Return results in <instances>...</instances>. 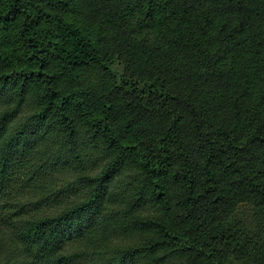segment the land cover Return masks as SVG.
<instances>
[{"label":"trees","instance_id":"obj_1","mask_svg":"<svg viewBox=\"0 0 264 264\" xmlns=\"http://www.w3.org/2000/svg\"><path fill=\"white\" fill-rule=\"evenodd\" d=\"M244 204L264 0H0V264H264Z\"/></svg>","mask_w":264,"mask_h":264},{"label":"rangeland","instance_id":"obj_2","mask_svg":"<svg viewBox=\"0 0 264 264\" xmlns=\"http://www.w3.org/2000/svg\"><path fill=\"white\" fill-rule=\"evenodd\" d=\"M249 211L250 209L247 210V205L244 204L237 209V215L231 219V224L234 226L236 223L237 227L236 229H231L229 234L235 233L237 234V237L231 241V238L227 235V239L230 240V244L227 248L230 247L237 252L236 246L239 249H242L243 247V253L240 255L245 259L249 258L246 254L248 251L251 253L258 251V254L254 258L258 261L264 262V217L259 220H252L251 216L248 214ZM250 238L257 239V242L253 245L248 244ZM235 257L233 256V259ZM237 261L238 264H241L239 259ZM252 264H256L255 261H253Z\"/></svg>","mask_w":264,"mask_h":264}]
</instances>
